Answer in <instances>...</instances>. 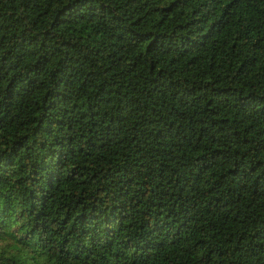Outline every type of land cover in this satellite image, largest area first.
Wrapping results in <instances>:
<instances>
[{
    "label": "trees",
    "instance_id": "obj_1",
    "mask_svg": "<svg viewBox=\"0 0 264 264\" xmlns=\"http://www.w3.org/2000/svg\"><path fill=\"white\" fill-rule=\"evenodd\" d=\"M0 264H264V0H0Z\"/></svg>",
    "mask_w": 264,
    "mask_h": 264
}]
</instances>
